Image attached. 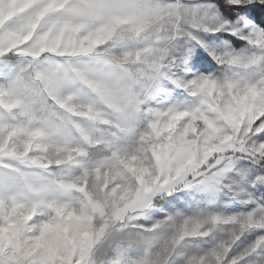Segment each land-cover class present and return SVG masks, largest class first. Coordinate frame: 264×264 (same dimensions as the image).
<instances>
[{
  "label": "rangeland",
  "instance_id": "374dc122",
  "mask_svg": "<svg viewBox=\"0 0 264 264\" xmlns=\"http://www.w3.org/2000/svg\"><path fill=\"white\" fill-rule=\"evenodd\" d=\"M180 3L139 0L130 28L0 27V264H142L178 218L244 210L236 200L209 205L193 189L199 173L178 164L201 126L211 140L214 117L237 111L214 84L193 104L182 65L160 63L150 29L165 32ZM202 40L247 50L223 32ZM186 64L185 78L221 74L201 47ZM247 67L258 74L261 62ZM232 95L241 115L264 114V77ZM250 191L264 202V186ZM210 237L185 234L177 247L199 252Z\"/></svg>",
  "mask_w": 264,
  "mask_h": 264
},
{
  "label": "clouds",
  "instance_id": "9594fccd",
  "mask_svg": "<svg viewBox=\"0 0 264 264\" xmlns=\"http://www.w3.org/2000/svg\"><path fill=\"white\" fill-rule=\"evenodd\" d=\"M238 2L181 0L165 21L168 29L158 33L152 28L150 33L159 39L154 47L160 49V63L177 61L178 65H182L180 76L185 84L184 91L195 94L192 95L193 104L201 99L199 93L205 84H214L223 93L224 102L237 109L234 120H227L222 115L214 117L215 138L211 140L207 130L201 126L199 143L193 141L194 151L182 157L178 164L186 170L199 173L193 189L208 195L209 205L224 206L230 200H236L243 205L244 210L225 213L205 207L198 215L189 214L178 218L173 222L174 230L158 244L151 246L142 264H264V202L253 198L250 191L264 186V182H258L264 178V114L255 119L241 115L234 103L239 97L232 95L233 90L242 91L247 84L256 82L257 75L264 77V30L253 21H244L239 31L247 50L221 52L209 48L202 40V34L221 33L229 19L221 9ZM259 2L264 4V0ZM63 20L61 16L46 17L41 29L57 27ZM197 47L210 52L220 69V75L208 72L185 78L190 71L186 64L187 54L194 52ZM256 60L261 62L258 74L255 68L247 67ZM245 68L246 72L240 70ZM158 71L166 72L167 69ZM209 233L210 248L193 252L184 244L177 247L185 234L207 236Z\"/></svg>",
  "mask_w": 264,
  "mask_h": 264
},
{
  "label": "crops",
  "instance_id": "0c3cea01",
  "mask_svg": "<svg viewBox=\"0 0 264 264\" xmlns=\"http://www.w3.org/2000/svg\"><path fill=\"white\" fill-rule=\"evenodd\" d=\"M139 8V0H0V27L41 28L46 17L61 16L57 27L130 28L137 23Z\"/></svg>",
  "mask_w": 264,
  "mask_h": 264
},
{
  "label": "snow or ice",
  "instance_id": "6c2138e0",
  "mask_svg": "<svg viewBox=\"0 0 264 264\" xmlns=\"http://www.w3.org/2000/svg\"><path fill=\"white\" fill-rule=\"evenodd\" d=\"M257 8H259L260 10V16L264 18V4H261L259 0H252L251 4L233 3L228 8H222L221 10L225 13L224 16L229 19L224 24L221 32L240 38V26L244 23L245 20H250L249 17H255V11ZM241 17L243 19H240ZM234 20L237 22L233 23ZM260 29L264 30V28ZM203 46L207 47V45ZM173 83L175 84L177 82L173 81ZM258 182H264V178H260Z\"/></svg>",
  "mask_w": 264,
  "mask_h": 264
},
{
  "label": "trees",
  "instance_id": "16d2710c",
  "mask_svg": "<svg viewBox=\"0 0 264 264\" xmlns=\"http://www.w3.org/2000/svg\"><path fill=\"white\" fill-rule=\"evenodd\" d=\"M223 14H225V13L223 12ZM255 15H256V19H261L262 20V24L264 25V18L262 19V17L260 16V10H259V8L256 9ZM6 57L12 59L14 56H10L9 55V56H6Z\"/></svg>",
  "mask_w": 264,
  "mask_h": 264
}]
</instances>
